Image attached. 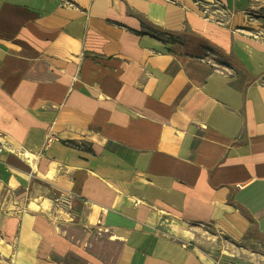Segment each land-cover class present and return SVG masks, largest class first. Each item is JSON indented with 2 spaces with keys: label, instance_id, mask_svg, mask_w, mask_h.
Returning <instances> with one entry per match:
<instances>
[{
  "label": "crops",
  "instance_id": "1",
  "mask_svg": "<svg viewBox=\"0 0 264 264\" xmlns=\"http://www.w3.org/2000/svg\"><path fill=\"white\" fill-rule=\"evenodd\" d=\"M0 131V264H264V0H0Z\"/></svg>",
  "mask_w": 264,
  "mask_h": 264
},
{
  "label": "rangeland",
  "instance_id": "2",
  "mask_svg": "<svg viewBox=\"0 0 264 264\" xmlns=\"http://www.w3.org/2000/svg\"><path fill=\"white\" fill-rule=\"evenodd\" d=\"M187 230H189V234L191 236V239H193L194 244L200 245V247L204 251L213 252L215 254H220L222 251L232 252V251H240V248L238 249L237 245L232 244L231 242L221 238L217 237L213 232H210L209 230H203L198 229L194 227H187ZM257 246V245H256ZM254 246V247H256ZM239 257L245 258L246 256H242V251L239 253ZM238 256V255H237ZM246 259V258H245Z\"/></svg>",
  "mask_w": 264,
  "mask_h": 264
},
{
  "label": "built area",
  "instance_id": "3",
  "mask_svg": "<svg viewBox=\"0 0 264 264\" xmlns=\"http://www.w3.org/2000/svg\"><path fill=\"white\" fill-rule=\"evenodd\" d=\"M7 150V144H6V139L4 136V133L0 131V162L4 160V152ZM27 155V154H25ZM57 202L61 203L62 205H67V206H71L70 204V199L68 197L65 196V194H59V196L57 197ZM225 264H229V263H225Z\"/></svg>",
  "mask_w": 264,
  "mask_h": 264
},
{
  "label": "bare ground",
  "instance_id": "4",
  "mask_svg": "<svg viewBox=\"0 0 264 264\" xmlns=\"http://www.w3.org/2000/svg\"><path fill=\"white\" fill-rule=\"evenodd\" d=\"M45 206L48 207V203H45ZM200 254H201L202 258H203L204 260H206V256H205V254L202 253V252H200ZM206 262H207V261H206ZM207 264H210V263L207 262Z\"/></svg>",
  "mask_w": 264,
  "mask_h": 264
}]
</instances>
